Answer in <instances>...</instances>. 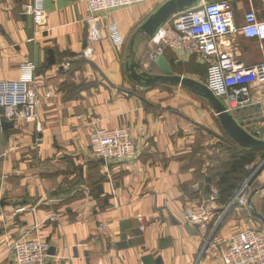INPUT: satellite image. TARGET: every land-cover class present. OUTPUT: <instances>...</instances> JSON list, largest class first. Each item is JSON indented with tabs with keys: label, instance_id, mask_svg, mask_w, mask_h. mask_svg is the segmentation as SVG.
I'll list each match as a JSON object with an SVG mask.
<instances>
[{
	"label": "crops",
	"instance_id": "crops-1",
	"mask_svg": "<svg viewBox=\"0 0 264 264\" xmlns=\"http://www.w3.org/2000/svg\"><path fill=\"white\" fill-rule=\"evenodd\" d=\"M29 1L0 0V80L17 79L20 64L34 62L37 97L34 120L8 121L0 109V120L13 123L0 125V264H15L11 248L24 234L54 249L46 264H220L216 251L205 245L208 235L182 217L184 208L196 210L209 198L208 184L185 159L212 143L207 131L221 136L220 122L207 101L189 89L145 87L126 68L137 63V73L161 74L147 57L154 50L151 38H141L138 29L169 0L102 13L103 22L117 24L124 45L113 47L103 32L89 61L77 58L87 36L82 0H44L45 25L38 29L23 14ZM230 1L236 27L244 26L250 8L264 20V0ZM220 49L244 67L264 62V41L242 34L227 37ZM163 58L174 76L186 78L170 61L182 66L196 60L172 50ZM190 69L196 77L189 79L206 87V71ZM72 85L75 92L67 89ZM250 90L251 105L232 116L248 133L264 132V83ZM121 125L129 128L138 155L105 164L91 154L89 134ZM217 188L211 209L224 204ZM19 207L26 211L15 213ZM237 221L224 222L215 238L244 229Z\"/></svg>",
	"mask_w": 264,
	"mask_h": 264
},
{
	"label": "built area",
	"instance_id": "built-area-1",
	"mask_svg": "<svg viewBox=\"0 0 264 264\" xmlns=\"http://www.w3.org/2000/svg\"><path fill=\"white\" fill-rule=\"evenodd\" d=\"M82 2L87 9V17L84 20L87 25V36L85 48L77 58L89 61L93 59V46L102 39L103 32H106L107 39L113 47L124 45V38L117 24L113 21L103 22L101 14L141 5L146 0H82ZM43 3L44 0H30L23 6V14L32 19L37 29L45 25ZM234 20L235 9L230 0L202 1L159 28L151 37L154 50L148 55L151 62L163 57L167 50L182 53L186 57H194L206 67L207 89L223 101L226 112L231 115L251 105L252 85L264 83V62L244 67L236 63L230 52L220 49L227 37L237 34L264 41V20H259L251 8L244 14V26L236 27ZM67 65L62 66L65 68ZM18 71L17 79L0 80V109L3 111V119L12 122L22 119L34 120L37 109L34 78L36 64L24 62L20 64ZM251 135L264 140V134L259 129ZM89 147L91 154L102 159L105 164L133 161L139 150L126 125L111 129L94 128L89 135ZM257 169L250 171L251 174L245 183L236 189L232 200L226 205L227 209L236 204L241 207L246 203L244 194ZM25 211V207H19L15 213ZM31 214L32 229L35 230L38 225L34 210ZM182 217L185 223L198 226L202 233H206L209 224L206 206L198 207L196 210L184 208ZM219 243L223 244L221 248L213 246L220 256L221 264H264V232L246 229ZM11 249L15 264H46L49 257L48 242L26 234L17 239Z\"/></svg>",
	"mask_w": 264,
	"mask_h": 264
},
{
	"label": "rangeland",
	"instance_id": "rangeland-1",
	"mask_svg": "<svg viewBox=\"0 0 264 264\" xmlns=\"http://www.w3.org/2000/svg\"><path fill=\"white\" fill-rule=\"evenodd\" d=\"M141 38L147 39L146 37H141ZM190 65L198 73H203L206 71V67H203L196 60H192L191 63L186 62L182 66H174L172 68L174 69V71L176 70V71L180 72L181 75H186L187 78H190V77L195 78L196 73L189 71V70H191ZM172 74H173V70H172ZM193 78H191V79H193ZM204 81L206 82V77H205ZM141 85H144V84H141ZM159 85L161 87L162 85H170V84H158L156 86H159ZM174 86L181 87L179 85H174ZM171 87L172 86H170L169 88H171ZM67 89L76 90L77 88L72 85V86H69V88H67ZM220 101H222V100H220ZM234 118L239 123V119L236 117H234ZM240 123H241V121H240ZM244 125H245V123H244ZM258 126H260V124ZM243 129H245V128H243ZM259 131L262 134H264V132H262L260 129H259ZM220 133H221V136H219V137L216 136L215 138H213V135L207 131L208 139H211L212 143L205 145L201 150H193L188 155V157L185 159L187 161L185 163L188 164V167H193L196 170V172L198 173V176H199V180L203 181L201 183L208 184L204 188L206 195L209 196L208 201L198 205L197 208L202 207V206H204V207L206 206L209 208V210H208V212H209V224H208L207 229H206L207 231L204 234L208 235V239L205 241L206 242L205 245H208V247H211V249L215 248L213 245H217L216 246L217 248H221L223 246V244H221L219 242H224L227 239H229L230 237H232L233 235L240 233L246 229H254V230L259 231V232H264L263 224L252 215L253 211H256L257 213H259L261 215H262V212H264V190L261 189L264 186V172H263L264 171V156L263 155H256L255 157H253L251 162H249V164H246L244 166V171L247 173V175L244 177L242 182L235 187L236 189L241 187L245 183V181L248 179V177L250 176V174H251L250 171H254L256 168H258L255 176L248 183L249 186L247 187V190L244 194V196H245L244 199L246 198L247 200H246V203H244V205L239 207V204H236V205L232 206L231 209H227V206L224 203V204H221V206H219L221 208L218 209L216 207L215 209H217V210L211 209L208 205V203H215V201L217 202L216 193L219 194V192H218V188L216 186L217 185L216 178H218L222 173L224 174L225 170L228 169L229 163H230L229 162V156L225 152V147H227V145H228L226 142L227 141L229 142V140H231V139L227 136V134L223 130H220ZM88 140H89V137H88ZM208 141H210V140H208ZM88 143H89V141H88ZM247 167H248V169H247ZM252 193H254V194L251 196ZM250 196H251V198H250ZM249 198L251 199L250 203H248ZM216 204L219 205L218 203H216ZM223 205H225V206H223ZM238 209L240 210L238 212L239 214L237 212H235ZM233 210H235V211H233ZM228 219L238 220L237 223L241 220V221H243V223L246 224V226L242 230L238 229V231L236 233L232 234L227 239L220 241V239L215 238V235L217 233V230L220 228V226L224 222H226ZM247 222H250V223H247ZM195 227H197L198 230L202 234L201 229L198 226H195ZM28 236L31 237L30 235H28ZM35 237H37V236H35ZM205 239H206V237L204 236V240ZM214 250L216 251V249H214ZM216 253L218 255L217 251H216ZM217 257L219 258L220 264H221L220 256H217Z\"/></svg>",
	"mask_w": 264,
	"mask_h": 264
},
{
	"label": "water",
	"instance_id": "water-1",
	"mask_svg": "<svg viewBox=\"0 0 264 264\" xmlns=\"http://www.w3.org/2000/svg\"><path fill=\"white\" fill-rule=\"evenodd\" d=\"M203 0H169L162 4L150 17H148L144 23L139 27L138 33L142 37L151 38L153 37L159 28H161L165 23L170 21L176 15L185 12L186 10H190L197 6ZM213 1V0H208ZM233 7L235 5L233 3ZM134 46V37L130 41L131 53H133ZM49 59L48 63L50 65L54 64L53 54L49 51ZM158 68L160 69L159 75H152L149 73H137L139 65L137 63H130L126 66L127 71L130 75V78L137 82L144 84L146 87H154L158 84H170V85H179L183 86L193 93L199 95L203 99H205L211 109L214 111L216 117L218 118L220 125L227 136L240 148L250 151H264V140H260L252 136L247 132V130L243 129L236 119L226 112L224 105L222 102L216 98L204 85L180 76H174L172 74L171 68L167 65L163 57H160L155 62ZM180 64V63H179ZM0 125L2 129L12 128L13 123L7 122L3 119L0 120ZM264 190V186L261 188ZM260 189V190H261ZM256 192V191H255ZM254 193L251 194V196ZM250 196V198H251ZM248 203H250V199ZM3 206V205H1ZM252 215L259 220L264 226V216L253 211ZM49 255H54V249H50L48 252Z\"/></svg>",
	"mask_w": 264,
	"mask_h": 264
},
{
	"label": "trees",
	"instance_id": "trees-1",
	"mask_svg": "<svg viewBox=\"0 0 264 264\" xmlns=\"http://www.w3.org/2000/svg\"><path fill=\"white\" fill-rule=\"evenodd\" d=\"M170 64L176 66L174 61ZM76 90H74L75 92ZM73 94V92H71ZM225 152L229 156V167L218 177L217 186L222 191V201L227 205L234 196L235 187L242 182L247 173L244 171V166L249 164L256 155H263L264 151H250L240 148L233 141L226 142ZM227 165V164H226Z\"/></svg>",
	"mask_w": 264,
	"mask_h": 264
}]
</instances>
